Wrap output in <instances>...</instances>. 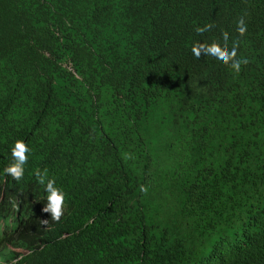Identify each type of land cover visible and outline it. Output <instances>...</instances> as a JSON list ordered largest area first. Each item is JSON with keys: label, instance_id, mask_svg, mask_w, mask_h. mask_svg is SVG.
I'll return each instance as SVG.
<instances>
[{"label": "trees", "instance_id": "obj_1", "mask_svg": "<svg viewBox=\"0 0 264 264\" xmlns=\"http://www.w3.org/2000/svg\"><path fill=\"white\" fill-rule=\"evenodd\" d=\"M0 264H264V0H0Z\"/></svg>", "mask_w": 264, "mask_h": 264}, {"label": "clouds", "instance_id": "obj_2", "mask_svg": "<svg viewBox=\"0 0 264 264\" xmlns=\"http://www.w3.org/2000/svg\"><path fill=\"white\" fill-rule=\"evenodd\" d=\"M210 26L198 27L196 29L197 33H204L208 31ZM238 32L243 35L246 31L244 26V21L241 19L238 22ZM224 47H221L218 43H212L211 45H194L191 49L193 56L199 59L201 55H205L210 59L214 60L218 64H229L235 71L240 70L241 63H247L246 60H236V50L233 47L231 51L227 48L228 39L225 36L223 38ZM30 149L25 145L24 142L17 140L11 149V154L13 158V163L4 169V172L11 175L15 180L19 181L24 174V165L27 163L28 155ZM39 182L45 184L43 177L40 178ZM45 191L47 192V204L43 207L42 211L48 213L53 219H59L61 215V208L64 201L63 192L55 187V181L48 180L45 185ZM22 251V250H20Z\"/></svg>", "mask_w": 264, "mask_h": 264}]
</instances>
